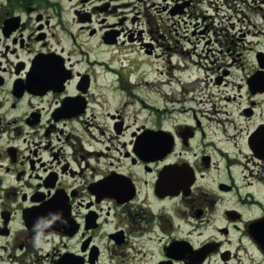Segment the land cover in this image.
I'll use <instances>...</instances> for the list:
<instances>
[{"label":"flooded vegetation","instance_id":"1","mask_svg":"<svg viewBox=\"0 0 264 264\" xmlns=\"http://www.w3.org/2000/svg\"><path fill=\"white\" fill-rule=\"evenodd\" d=\"M130 3L0 0V264H264V0L194 31L162 112L181 65Z\"/></svg>","mask_w":264,"mask_h":264},{"label":"rangeland","instance_id":"2","mask_svg":"<svg viewBox=\"0 0 264 264\" xmlns=\"http://www.w3.org/2000/svg\"><path fill=\"white\" fill-rule=\"evenodd\" d=\"M237 1L239 0H118L120 3L131 2L128 7H119L125 12L118 14V19L122 20L121 23L126 19L132 22L126 23V28L130 31L147 30L148 28L154 35H157L158 31L167 32L168 36L164 38L157 36V41H153L156 46L155 51L158 53H162V49L157 48L158 42L166 43L171 47L165 55L162 54V59L156 65L161 70L164 66L169 68L171 64L176 67L177 64L181 65V70L172 69L171 75L175 79H183L182 95L178 94V90H181V86L178 85L175 86L177 93H172L176 95L175 99L182 101L172 103L165 99V94H171L169 86L155 84L156 86L150 87L151 102H156L154 105L160 107V112L175 108L189 111L194 109V74L198 64L204 62L202 56L197 58L194 55V31L202 30L204 25L210 26L212 23L217 25L221 21V16L231 14V11L229 13L223 4L230 2L235 5ZM199 47L204 48L201 44ZM143 68L150 70L146 64ZM150 78L153 79V75H150ZM156 78L167 79V76H156ZM191 98L193 101H190Z\"/></svg>","mask_w":264,"mask_h":264},{"label":"clouds","instance_id":"3","mask_svg":"<svg viewBox=\"0 0 264 264\" xmlns=\"http://www.w3.org/2000/svg\"><path fill=\"white\" fill-rule=\"evenodd\" d=\"M60 214L59 213H56V214H53L51 219L47 220L44 227H49L52 223H54L57 219H60ZM34 229H37L38 231V235H40L43 231V229L41 228L39 222H37L36 224L33 225Z\"/></svg>","mask_w":264,"mask_h":264}]
</instances>
